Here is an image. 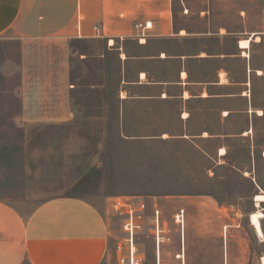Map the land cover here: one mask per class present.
Wrapping results in <instances>:
<instances>
[{"label":"crops","instance_id":"0c3cea01","mask_svg":"<svg viewBox=\"0 0 264 264\" xmlns=\"http://www.w3.org/2000/svg\"><path fill=\"white\" fill-rule=\"evenodd\" d=\"M148 20L151 27L141 35L135 23ZM71 40L98 41L103 50L116 51L119 139L180 142L216 168L225 162L229 142L245 141L250 164L245 176L258 186L249 141L253 120L263 115L254 113L261 110L255 82L264 81V3L0 0V44L15 47L0 69L19 95L22 119L78 121L75 86L68 81ZM47 48L53 51L47 54ZM32 87L40 90L39 106L31 100ZM87 88L99 92L105 85ZM101 103L100 119L109 125L110 98ZM37 107L45 111L32 117L30 110ZM221 148L225 154H219ZM112 230L98 207L82 197L54 196L28 213L0 199V264H101L112 251Z\"/></svg>","mask_w":264,"mask_h":264},{"label":"rangeland","instance_id":"374dc122","mask_svg":"<svg viewBox=\"0 0 264 264\" xmlns=\"http://www.w3.org/2000/svg\"><path fill=\"white\" fill-rule=\"evenodd\" d=\"M68 46V81L75 86L71 96L78 117L73 124L22 119L19 95L7 85L5 71L0 69V199L24 213L54 196L89 200L113 228L112 251L101 264H126L122 261L127 246L121 216L109 205L116 196L141 198L147 214L153 205L160 208L165 233L158 264H262L264 202L255 205L252 198L264 196V81L255 82L256 104L263 115L253 120L249 141L255 151L251 169L258 187L245 176L250 166L244 159L245 141L229 142L225 162L216 168L211 159L180 142L119 139L114 99L120 76L116 51L103 50L98 41L71 40ZM14 49L12 43L0 44V65ZM260 54L264 57V47ZM95 84L105 85L104 91L87 88ZM39 91L33 88L30 95L37 106ZM104 97L111 103L106 112L109 125L100 119ZM30 111L37 117L45 110ZM87 116H94V123L87 124ZM180 209L184 210L183 227L178 224L180 219L174 221ZM252 212L258 214L262 235L250 223ZM153 242L151 226L145 225L135 238L142 264H155Z\"/></svg>","mask_w":264,"mask_h":264},{"label":"built area","instance_id":"2783aa9c","mask_svg":"<svg viewBox=\"0 0 264 264\" xmlns=\"http://www.w3.org/2000/svg\"><path fill=\"white\" fill-rule=\"evenodd\" d=\"M150 27L151 20L135 23V28L140 31L141 35H143L145 30L150 29ZM94 29L98 33L100 30L102 34V30L98 25H95ZM109 205L115 214L121 216L120 228L125 234L124 244L127 246V256L123 258L122 261L125 260L126 264H142V259L136 254L135 238L138 233L144 230L145 225L148 224L151 226V235L153 236L154 249L157 259L160 243L164 239L165 233L160 208L153 205L152 213L147 214V204L144 200L136 197L129 198L123 196L114 197ZM179 219L181 220L180 223L177 222ZM183 219L184 210L180 209L179 212L174 215V221L183 227ZM146 220L149 221L147 224ZM156 264H158L157 261Z\"/></svg>","mask_w":264,"mask_h":264},{"label":"bare ground","instance_id":"6f19581e","mask_svg":"<svg viewBox=\"0 0 264 264\" xmlns=\"http://www.w3.org/2000/svg\"><path fill=\"white\" fill-rule=\"evenodd\" d=\"M247 41L242 40L240 42L241 46H247ZM227 112L224 111V114H226ZM257 114H262L261 110H257ZM219 154H225V150L223 148L220 149ZM264 155V153H263ZM255 205H259L260 202H264V196L262 194H256L255 195ZM250 223L253 226L254 230L256 231L257 234L262 235V228H261V224H260V220L258 217L257 212H252L250 214ZM184 221V220H183ZM262 264H264V257H262Z\"/></svg>","mask_w":264,"mask_h":264}]
</instances>
